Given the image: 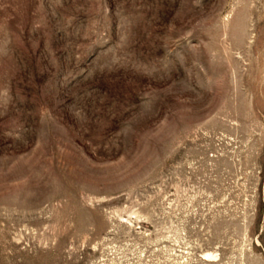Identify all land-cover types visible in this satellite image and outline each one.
Returning <instances> with one entry per match:
<instances>
[{"label": "rangeland", "instance_id": "374dc122", "mask_svg": "<svg viewBox=\"0 0 264 264\" xmlns=\"http://www.w3.org/2000/svg\"><path fill=\"white\" fill-rule=\"evenodd\" d=\"M0 264H264V0H0Z\"/></svg>", "mask_w": 264, "mask_h": 264}]
</instances>
